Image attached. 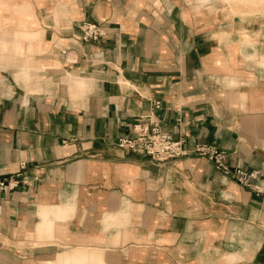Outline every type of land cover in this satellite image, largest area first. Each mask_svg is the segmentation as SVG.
Listing matches in <instances>:
<instances>
[{
	"label": "crops",
	"instance_id": "obj_1",
	"mask_svg": "<svg viewBox=\"0 0 264 264\" xmlns=\"http://www.w3.org/2000/svg\"><path fill=\"white\" fill-rule=\"evenodd\" d=\"M151 111L264 189V0H0V264H264V193L117 146Z\"/></svg>",
	"mask_w": 264,
	"mask_h": 264
},
{
	"label": "built area",
	"instance_id": "obj_2",
	"mask_svg": "<svg viewBox=\"0 0 264 264\" xmlns=\"http://www.w3.org/2000/svg\"><path fill=\"white\" fill-rule=\"evenodd\" d=\"M82 40L84 42L98 41L105 33L101 28L92 23H84ZM161 103L156 102L154 108L160 109ZM133 136L119 139L117 146L124 151L139 156H144L158 163L177 161L189 155L208 158L215 167L225 175L231 177L244 187L253 188L257 193H264V189L256 185L261 180L259 171H247L231 167L226 163V153L211 144H199L194 149H185V140L176 139L165 132L158 121L155 111L141 117L133 126ZM22 184H27V177L19 173L11 176L8 181L0 179V189H17Z\"/></svg>",
	"mask_w": 264,
	"mask_h": 264
},
{
	"label": "rangeland",
	"instance_id": "obj_3",
	"mask_svg": "<svg viewBox=\"0 0 264 264\" xmlns=\"http://www.w3.org/2000/svg\"><path fill=\"white\" fill-rule=\"evenodd\" d=\"M86 23H90V22H86ZM92 24H94V23H92ZM96 25H97V24H96ZM82 26H83V25H82ZM98 26H99V25H98ZM99 27H100V26H99ZM100 28H101V27H100ZM101 30H102V29H101ZM102 31H103V30H102ZM103 32H104V31H103ZM82 35H83V28H82ZM82 35H81V38H82ZM104 36H105V35H104ZM104 36H103V37H104ZM103 37H102V38H103ZM102 38H101V39H102ZM101 39H100V40H101ZM100 40H98V41H100ZM98 41H90V42H98Z\"/></svg>",
	"mask_w": 264,
	"mask_h": 264
},
{
	"label": "bare ground",
	"instance_id": "obj_4",
	"mask_svg": "<svg viewBox=\"0 0 264 264\" xmlns=\"http://www.w3.org/2000/svg\"><path fill=\"white\" fill-rule=\"evenodd\" d=\"M250 2V1H249ZM260 2V1H259ZM252 3V2H251ZM253 4V3H252ZM263 5V4H262ZM254 6V5H253Z\"/></svg>",
	"mask_w": 264,
	"mask_h": 264
}]
</instances>
